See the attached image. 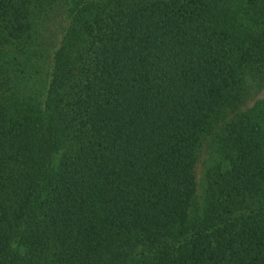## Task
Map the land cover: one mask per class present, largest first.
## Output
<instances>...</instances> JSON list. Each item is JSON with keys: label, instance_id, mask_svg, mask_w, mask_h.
<instances>
[{"label": "trees", "instance_id": "obj_1", "mask_svg": "<svg viewBox=\"0 0 264 264\" xmlns=\"http://www.w3.org/2000/svg\"><path fill=\"white\" fill-rule=\"evenodd\" d=\"M0 264H264V0H0Z\"/></svg>", "mask_w": 264, "mask_h": 264}, {"label": "rangeland", "instance_id": "obj_2", "mask_svg": "<svg viewBox=\"0 0 264 264\" xmlns=\"http://www.w3.org/2000/svg\"><path fill=\"white\" fill-rule=\"evenodd\" d=\"M49 33V30H47V34ZM52 36V35H51ZM51 38V37H50ZM208 184V176L203 167L199 166L197 167V181H196V188L197 191L194 195V197L191 200L190 206H189V212L192 218H195L196 216V210L198 207H202L203 203V193Z\"/></svg>", "mask_w": 264, "mask_h": 264}]
</instances>
